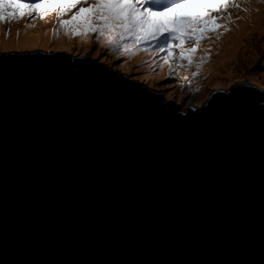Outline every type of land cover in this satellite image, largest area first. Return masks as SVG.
Here are the masks:
<instances>
[{
    "label": "water",
    "instance_id": "obj_1",
    "mask_svg": "<svg viewBox=\"0 0 264 264\" xmlns=\"http://www.w3.org/2000/svg\"><path fill=\"white\" fill-rule=\"evenodd\" d=\"M263 96L181 111L101 58L0 49V261L261 264Z\"/></svg>",
    "mask_w": 264,
    "mask_h": 264
},
{
    "label": "rangeland",
    "instance_id": "obj_2",
    "mask_svg": "<svg viewBox=\"0 0 264 264\" xmlns=\"http://www.w3.org/2000/svg\"><path fill=\"white\" fill-rule=\"evenodd\" d=\"M70 2L71 0H65L66 5ZM254 2L256 0H227L224 4L221 0H212L211 3L204 0L200 1L199 6L192 8L186 5L171 6L174 10L169 12L168 16L161 15L163 11L153 13L147 3L138 9L137 15L147 13L146 34L161 25L169 29L175 28L177 24L172 23L170 17L192 18L193 21L199 18L203 25L212 29L199 45L184 42L186 48H197L191 66L187 65V61L178 58V48L173 53V58L166 60L168 53L157 51V45L151 41L139 46L129 56L127 53L121 54L123 49L113 51L102 45L96 40L94 33L87 38L70 36L57 23L54 12L48 11L46 3L35 5L39 15L34 14L33 17L24 16L28 10L26 4L19 5L21 19L6 21L0 25V49L39 48L101 58L104 66L164 92L169 101L183 105L181 111H185L189 107H202L213 91L229 88L239 81L261 86V91H264V31L256 30L255 17L253 20L243 18V22L235 26L232 23L242 14H259L260 11L253 7ZM76 11L77 9H72V12L68 13L65 7L64 22L72 21ZM11 15L13 13L9 12L8 16ZM84 15L87 13H82L75 19H82ZM224 19L227 22H224ZM177 23L183 25L188 21L180 19ZM245 29H248V32ZM241 30L244 32V43L239 33ZM162 34L165 38L168 35L163 31ZM222 38L223 44L220 42ZM213 40L216 42L212 44ZM229 41H235L234 45ZM173 43L178 44L179 41ZM232 53H235V59ZM220 54H223V57H219ZM201 57L204 58L202 63ZM187 68H190V71H187ZM261 102L264 103V96Z\"/></svg>",
    "mask_w": 264,
    "mask_h": 264
},
{
    "label": "snow or ice",
    "instance_id": "obj_3",
    "mask_svg": "<svg viewBox=\"0 0 264 264\" xmlns=\"http://www.w3.org/2000/svg\"><path fill=\"white\" fill-rule=\"evenodd\" d=\"M146 0H71L70 3H65V0H0V25L6 21H14L21 19L19 5L26 4L27 11L24 13L26 17L39 15L35 5L46 3L49 12H54L57 23L71 35H79L87 38L90 34H95V38L102 45L111 48L113 51L123 49L121 54L127 53L131 56L134 51L148 41L157 45V51L167 52L166 60L173 58V53L178 48V58L182 61H187V65L191 66L195 60L196 47H185V41L193 42L196 45L207 38L206 34L212 29L203 25L199 18L193 21L192 18L170 17L172 23L177 24L173 29H169L165 25H161L155 31L148 34L147 32V13L137 15V10ZM172 4H176L177 0H171ZM192 2V0H186ZM211 3L212 0H207ZM221 3L226 4L227 0H221ZM200 0H195V6H199ZM236 6V5H233ZM71 13L72 9H77L73 14L74 18L69 23L63 20L65 13ZM171 7H166L161 15L168 16V13L173 11ZM12 12L13 15L8 16ZM87 13L82 19H75L81 16L82 13ZM180 19L188 21L187 24L177 23ZM163 32L168 35L164 39H160ZM174 41H179L174 44ZM201 63L203 57L200 58ZM199 68V64L197 65ZM195 74V73H194ZM262 107V122H264V106ZM3 264V261H0ZM261 264H264V251L261 255Z\"/></svg>",
    "mask_w": 264,
    "mask_h": 264
},
{
    "label": "bare ground",
    "instance_id": "obj_4",
    "mask_svg": "<svg viewBox=\"0 0 264 264\" xmlns=\"http://www.w3.org/2000/svg\"><path fill=\"white\" fill-rule=\"evenodd\" d=\"M254 1V0H253ZM256 4L258 5L257 7H256ZM253 7H254V9L256 8L257 10H259L260 12H259V14H257V13H255L256 15H254V16H250L249 15V13H246V14H242V16L241 17H239L238 19H234V21L232 22L233 23V26H235L236 24H238V23H242L243 21H242V19L243 18H245V20L246 19H250V20H253L254 19V17H255V19H254V22H255V25H256V27H257V29L256 30H262V31H264V1L263 0H256V2H254L253 3ZM255 9V10H256ZM224 22H227V21H225V19L223 20ZM251 31L252 30H254V29H250ZM245 31L246 32H248V29H245ZM251 31H249V32H251ZM245 32V33H246ZM240 35H241V40H242V38H243V35H244V32H243V30H241L240 32ZM261 38H263L262 36H260ZM245 38V37H244ZM216 41L215 40H213L212 41V44L213 43H215ZM221 44H223V38L221 39ZM233 42H235V41H233ZM233 42H231V41H229V43H231V45H234L233 44ZM242 42L244 43V41L242 40ZM234 55H235V53H232V57H234ZM219 57H223V54H220V55H218ZM236 57V56H235ZM235 57L233 58V59H235ZM227 60H229V58L227 59ZM224 62H226V60H224ZM214 64H216V63H214ZM219 64V63H218ZM187 71H190V68H187L186 69ZM239 82H242V81H239Z\"/></svg>",
    "mask_w": 264,
    "mask_h": 264
},
{
    "label": "trees",
    "instance_id": "obj_5",
    "mask_svg": "<svg viewBox=\"0 0 264 264\" xmlns=\"http://www.w3.org/2000/svg\"><path fill=\"white\" fill-rule=\"evenodd\" d=\"M200 1H204V0H200ZM183 5L190 6V8H192L193 6H195V0H192V2H186V0H177L176 4H172V6H175V7H179ZM164 38L165 37H162L161 39H164ZM160 99L162 100V102H165V100L161 98V96H160Z\"/></svg>",
    "mask_w": 264,
    "mask_h": 264
}]
</instances>
